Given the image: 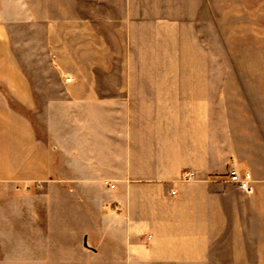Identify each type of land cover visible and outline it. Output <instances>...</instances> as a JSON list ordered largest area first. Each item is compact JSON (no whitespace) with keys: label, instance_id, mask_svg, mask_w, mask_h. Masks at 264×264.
Listing matches in <instances>:
<instances>
[{"label":"crops","instance_id":"1","mask_svg":"<svg viewBox=\"0 0 264 264\" xmlns=\"http://www.w3.org/2000/svg\"><path fill=\"white\" fill-rule=\"evenodd\" d=\"M5 1L9 258L264 264V0Z\"/></svg>","mask_w":264,"mask_h":264},{"label":"rangeland","instance_id":"2","mask_svg":"<svg viewBox=\"0 0 264 264\" xmlns=\"http://www.w3.org/2000/svg\"><path fill=\"white\" fill-rule=\"evenodd\" d=\"M6 5V1L5 0H0V11L4 12L6 11L5 8ZM261 22V21H260ZM264 22V21H263ZM227 29L225 28V31ZM236 37L231 36L230 34L225 35L222 39V43L224 46V51H223V58H231V50H232V43L237 44L240 48L243 44H245L247 42V37H239V39L235 40ZM258 38V37H257ZM250 40H254L253 42H255L256 44H259L260 40H256V37H251ZM220 37H215V36H209V44L211 45V49L213 50V54L215 53L214 51L216 50V47L218 46V49L221 45L220 43ZM260 43H262L260 41ZM209 45V46H210ZM6 224L7 223H2L3 225V229H0V235L2 234V236L0 237L1 242H0V264H23L22 260H18V259H11L9 258V256H12L13 253L9 252L8 250V245L6 243ZM1 223H0V227H2ZM4 234V236H3Z\"/></svg>","mask_w":264,"mask_h":264},{"label":"built area","instance_id":"3","mask_svg":"<svg viewBox=\"0 0 264 264\" xmlns=\"http://www.w3.org/2000/svg\"><path fill=\"white\" fill-rule=\"evenodd\" d=\"M67 81H70V78H67ZM195 177L194 172L186 171L183 173L182 179L185 181L192 180ZM229 182L234 184L241 191H244L247 194H251L254 191L253 186V176L250 172H245L240 174L236 169H231L229 173Z\"/></svg>","mask_w":264,"mask_h":264}]
</instances>
